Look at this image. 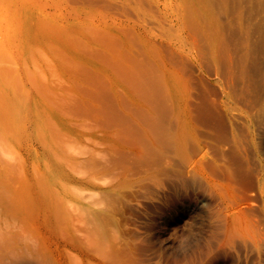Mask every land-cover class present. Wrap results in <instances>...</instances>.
I'll list each match as a JSON object with an SVG mask.
<instances>
[{"label": "rangeland", "instance_id": "rangeland-1", "mask_svg": "<svg viewBox=\"0 0 264 264\" xmlns=\"http://www.w3.org/2000/svg\"><path fill=\"white\" fill-rule=\"evenodd\" d=\"M263 98L264 0H0V247L264 264Z\"/></svg>", "mask_w": 264, "mask_h": 264}, {"label": "bare ground", "instance_id": "bare-ground-1", "mask_svg": "<svg viewBox=\"0 0 264 264\" xmlns=\"http://www.w3.org/2000/svg\"><path fill=\"white\" fill-rule=\"evenodd\" d=\"M264 99V98H263ZM205 198V197H203ZM196 200V199H195ZM202 201V200H201ZM194 204V203H193ZM200 205V204H199ZM203 205V204H202ZM245 247V246H244ZM248 247V246H247ZM242 249V248H241ZM250 249V248H249ZM252 250V249H251ZM241 251V250H240ZM248 251V249H247ZM248 253V252H247ZM250 253V252H249ZM241 254V253H239ZM238 254V256H239ZM248 256V255H247ZM241 257V256H240ZM244 257V256H243ZM245 261V260H244ZM241 263V262H240ZM0 264H32L31 261L23 256L19 255L15 248L12 247H0Z\"/></svg>", "mask_w": 264, "mask_h": 264}]
</instances>
